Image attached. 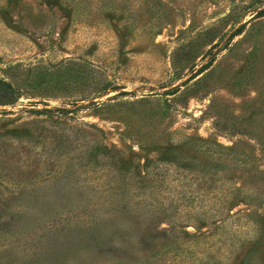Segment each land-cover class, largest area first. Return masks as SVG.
I'll return each instance as SVG.
<instances>
[{"label":"rangeland","instance_id":"374dc122","mask_svg":"<svg viewBox=\"0 0 264 264\" xmlns=\"http://www.w3.org/2000/svg\"><path fill=\"white\" fill-rule=\"evenodd\" d=\"M5 2L0 264H264V0ZM68 59L117 89L29 71Z\"/></svg>","mask_w":264,"mask_h":264},{"label":"trees","instance_id":"16d2710c","mask_svg":"<svg viewBox=\"0 0 264 264\" xmlns=\"http://www.w3.org/2000/svg\"><path fill=\"white\" fill-rule=\"evenodd\" d=\"M21 0H6V7L13 6L16 3L19 5ZM48 3H55L58 7L59 11H62L66 14L68 18L72 15L73 10L76 7L88 6V7H96L100 11H106L105 17L107 19H112V13L116 12V9L113 7L112 0H47ZM79 10V9H78ZM5 13V14H4ZM8 10H1L0 14H4L2 18L3 22H7V14ZM260 14H264V10L260 11ZM60 69L69 76V79H66L64 82H67V85L71 81L77 82L78 80H92L93 83V90L94 93L99 94L98 97L102 94L106 93L107 90H116L117 87H114L107 83L104 80L97 79L94 76L95 68H93L89 63L85 61H75L72 59L65 60L61 62V65L53 68L51 66H45V65H37L29 69V71H34L35 75L40 77L41 75L48 74L50 71L54 70L56 72H60ZM64 90V89H63ZM24 92L22 88L10 81H7L5 79H0V107L2 106H13L15 103L24 96ZM91 100V99H90ZM88 100V101H90ZM76 104V103H72ZM99 103H95L93 101H90L87 105H85L86 108L94 106L97 108ZM48 113L56 112L58 114H68L70 111L68 109H60V110H48L45 111ZM217 155V153H211ZM235 189H230L231 196H235L234 193ZM236 204L230 203L229 205V212L230 210L235 207ZM230 219L226 222L230 229V237L235 238L239 243L240 246L246 244V243H255L258 237V233L260 230L259 222L250 220L248 216L243 215H237L232 214L229 216ZM233 245V244H232ZM255 245V244H252ZM231 253V259L236 260L238 257V253H234L230 251ZM236 254V255H235ZM235 256V257H234ZM242 264H254L251 262H242Z\"/></svg>","mask_w":264,"mask_h":264}]
</instances>
